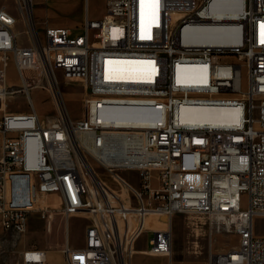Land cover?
<instances>
[{"label": "built area", "instance_id": "1", "mask_svg": "<svg viewBox=\"0 0 264 264\" xmlns=\"http://www.w3.org/2000/svg\"><path fill=\"white\" fill-rule=\"evenodd\" d=\"M104 2L97 18L86 4L80 28L46 25L42 35L34 0H15L19 15L0 6L1 108L18 93L30 105L0 119V225L21 234L39 211L51 229L53 214L37 204L54 194L66 221L81 214L90 221L83 246L67 235V264H127L145 232L141 252L173 264L176 215L222 216L239 241L211 264H264V234L254 226L264 218V0H154L144 20L140 0ZM190 29L224 37L199 41L187 37ZM12 64L19 83L9 82ZM58 70L86 86L81 118L58 104ZM127 70L140 76L125 77ZM39 86L52 96L55 118L38 111L31 90ZM218 110L226 116L187 115ZM124 172L137 174L138 186ZM25 192L29 207L17 201ZM147 214L165 216L167 227L147 228ZM18 264H48V251L32 248Z\"/></svg>", "mask_w": 264, "mask_h": 264}, {"label": "rangeland", "instance_id": "2", "mask_svg": "<svg viewBox=\"0 0 264 264\" xmlns=\"http://www.w3.org/2000/svg\"><path fill=\"white\" fill-rule=\"evenodd\" d=\"M35 1V21L38 31L41 32L46 25L69 26L80 28L86 16V4L89 6L90 16H100L104 14V0H34ZM7 5L14 14L19 15L15 0H0V6ZM25 26L20 22L16 26V31L22 32ZM76 32H79L76 31ZM21 43L28 45L26 36L22 35ZM33 71H29L32 75ZM57 96L61 98L63 110L72 119L81 118L83 115L82 100L87 96V89L84 82L80 79H71L64 75L63 71H56ZM9 82L19 83V77L14 65L9 71ZM32 97L34 103L42 117L55 118L57 107L53 103L50 93L42 87H33ZM30 110L28 97L24 93L9 95L5 100L4 107L1 108L0 115L5 112H24ZM2 118V117H1ZM0 118V119H1ZM2 156L0 148V157ZM88 163L101 175L109 184L113 181L109 173L101 167L90 155H87ZM89 171L88 167L86 166ZM131 179L135 185L139 184V176L132 172L121 173ZM26 185V183H24ZM17 188H14L16 190ZM23 199L27 200L25 206H31L28 193H21ZM243 205L247 203V195H243ZM38 207H48L53 214L51 229H48L47 222L41 217L39 211L32 212L29 216L26 231L18 234L4 229L0 225V264H18L24 253L32 248H41L48 251L62 249L67 235L73 246H83L85 242L86 227L89 219L86 215L72 216L68 223L63 210V205L58 195L41 194L39 195ZM165 216L147 214L144 218V225L147 228L165 229L167 222ZM237 218H233L236 220ZM136 219H130V229H133ZM216 225V226H215ZM254 226L259 234H264V218L258 217L254 221ZM215 229V230H214ZM173 245L172 261L173 264H211V261L220 253H226L234 249L239 241L238 235L234 231L233 222L228 220L220 224L216 218L207 214H179L173 220ZM151 236L150 232H145L137 241L135 250L147 247V239ZM136 257H141L135 261ZM169 257L149 256L139 252L127 255V264H169Z\"/></svg>", "mask_w": 264, "mask_h": 264}, {"label": "bare ground", "instance_id": "3", "mask_svg": "<svg viewBox=\"0 0 264 264\" xmlns=\"http://www.w3.org/2000/svg\"><path fill=\"white\" fill-rule=\"evenodd\" d=\"M154 0H140L139 6H140V20H144L147 18L152 6H153ZM187 37H191L193 39L199 40V41H213V40H219L224 37V32H210L207 30H202V29H190L187 32ZM134 61V60H131ZM132 63V66L134 62H129ZM125 77H139V73H135L134 70H127L125 73ZM122 75V74H121ZM122 77V76H121ZM56 98L58 101V104L60 108L63 110L64 104H62L61 98H59V95L57 96L56 93ZM64 111V110H63ZM187 115L191 118L194 119H200V120H218L222 119L226 116L225 110H218V111H191L187 113ZM85 171L89 174V171L87 170L86 166L84 167ZM158 216H162L160 214H155ZM216 221L220 224L224 220V217L222 216H217ZM216 226V225H215ZM215 230V229H214Z\"/></svg>", "mask_w": 264, "mask_h": 264}, {"label": "crops", "instance_id": "4", "mask_svg": "<svg viewBox=\"0 0 264 264\" xmlns=\"http://www.w3.org/2000/svg\"><path fill=\"white\" fill-rule=\"evenodd\" d=\"M90 13V12H89ZM105 13V11H104ZM103 15V14H102ZM100 15V16H102ZM90 16V14H89ZM98 16V17H100ZM86 17V16H85ZM92 18H97V16H90ZM66 27H69V26H66ZM2 117V115H0V118ZM14 188H17V185L16 183H14ZM18 202H20L21 205H24L25 202H27V200H25V198L23 199V197L21 196V198L18 196V199H17ZM26 207V206H25ZM68 223V221H67ZM144 249V248H142ZM138 250V251H135L136 253L139 252V253H142L141 250ZM48 251V250H47ZM157 257V256H155ZM142 258L141 257H136L135 258V261H139L141 260ZM48 264H67V260H66V257L62 251V249L60 250H52V251H48Z\"/></svg>", "mask_w": 264, "mask_h": 264}, {"label": "water", "instance_id": "5", "mask_svg": "<svg viewBox=\"0 0 264 264\" xmlns=\"http://www.w3.org/2000/svg\"><path fill=\"white\" fill-rule=\"evenodd\" d=\"M166 220V219H165Z\"/></svg>", "mask_w": 264, "mask_h": 264}]
</instances>
